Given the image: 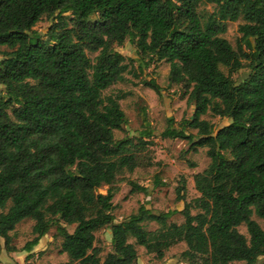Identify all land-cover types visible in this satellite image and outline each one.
Segmentation results:
<instances>
[{
    "label": "trees",
    "instance_id": "trees-1",
    "mask_svg": "<svg viewBox=\"0 0 264 264\" xmlns=\"http://www.w3.org/2000/svg\"><path fill=\"white\" fill-rule=\"evenodd\" d=\"M201 3L216 10L203 18ZM43 17L51 25L39 34ZM240 19L234 50L221 35ZM126 41L142 72L168 63L169 84L193 107L161 137L205 149L210 162L193 177L199 196L181 211L140 207L115 223L113 186L139 167L152 136L114 139L127 119L119 98L102 93L124 79L128 64L115 47ZM0 47L10 50L0 59V238L8 242L29 219L35 237L26 251L55 227L63 264H136L135 245L162 259L181 242L185 264H264V230L252 219L264 222V0H0ZM244 67L235 83L231 74ZM143 84L160 93L153 80ZM208 113L228 123L214 131L201 119ZM183 191L175 190L179 201ZM176 213L183 222L168 223ZM147 222L158 229L147 231ZM104 228L112 251L101 261L95 233Z\"/></svg>",
    "mask_w": 264,
    "mask_h": 264
},
{
    "label": "rangeland",
    "instance_id": "rangeland-1",
    "mask_svg": "<svg viewBox=\"0 0 264 264\" xmlns=\"http://www.w3.org/2000/svg\"><path fill=\"white\" fill-rule=\"evenodd\" d=\"M216 10L215 6L201 3L198 13L206 18ZM244 24L243 20L227 22L225 33L221 35L231 47L236 50L237 43L241 37L238 27ZM51 25V20L43 17L34 27V31L44 34ZM115 50L126 59L128 70L123 75L124 79L105 90L103 97L119 98V105L124 112L127 124L121 131L114 132V139H132L135 143L145 129L152 132L150 138H143L147 144L139 154V167L133 173H124L117 178L113 188L117 189L112 200L114 210L112 216L115 223L126 220L130 215L136 214L140 207H145L155 214L168 211H181L185 203H189L199 196L194 188L193 177L201 173L209 165L205 149L196 152L189 150V143L181 139L162 138L161 134L172 120L174 128H180L179 123L183 119H189L193 113V107L187 103L179 86L169 84V64L161 62L151 65L143 72L136 62L137 55L134 46L126 41ZM5 47H0V59L4 53L9 52ZM93 59L96 54H88ZM225 75L228 70L221 67ZM248 69L231 74V79L238 83L247 74ZM153 80L160 89L157 94L154 90L143 84V81ZM0 97H5L3 86L0 85ZM209 122L216 131L228 123L227 119L213 116L211 113L201 118ZM187 134L195 135L196 131L186 130ZM156 179L160 181L155 186ZM131 183L143 187L146 192L131 193ZM184 185L183 200L179 201L175 190ZM106 187L99 190L106 193ZM1 212V211H0ZM5 212V211H4ZM197 211L193 210L192 214ZM264 230V222L254 216L252 218ZM183 222L180 213H176L168 223L177 225ZM34 222L27 219L20 222L9 234L8 242L0 238V264H63L68 261L66 254L60 252L61 238L57 236L55 227L50 228L48 233L42 237L30 252L26 246L35 237L32 228ZM147 231H155L158 225L153 222L144 224ZM74 227H67L71 233ZM238 231L248 238L246 229L242 225ZM95 247L100 250V259L104 260L106 255L112 251L111 233L104 228L95 233ZM129 243L135 244L133 239ZM137 252L136 264H185L181 259V253L186 250V245L181 242L170 247L164 253L162 259H158L156 253H147L143 247L135 245Z\"/></svg>",
    "mask_w": 264,
    "mask_h": 264
}]
</instances>
